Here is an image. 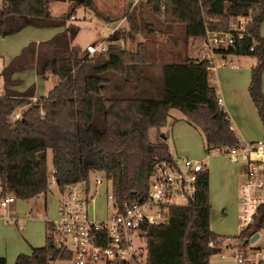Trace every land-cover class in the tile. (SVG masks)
<instances>
[{
    "label": "trees",
    "instance_id": "16d2710c",
    "mask_svg": "<svg viewBox=\"0 0 264 264\" xmlns=\"http://www.w3.org/2000/svg\"><path fill=\"white\" fill-rule=\"evenodd\" d=\"M53 1L64 0H1V36L26 26L63 27L48 40L28 43L2 71L5 85L13 83L14 71L34 65L37 74L58 78L45 97L33 102L28 98L31 88L6 89L0 95V178L16 198L46 193L51 176L63 191L70 183L88 182L94 172L111 180L118 200L144 197L154 164L169 158L166 144L151 143L148 131L166 125L171 109L182 112L184 120L202 134L207 152L237 145L230 117L208 83L211 61L184 55L163 64L160 75H152L145 72L154 58L144 42L132 51L113 38L103 52H81L72 45L79 31L69 23L73 10L53 16L49 10ZM86 5L91 6L88 1ZM146 5L162 17L166 27L181 25L185 41L205 39L207 31L235 35L233 45L214 53L255 58L248 93L264 136V37L259 31L264 0H147ZM136 16L135 6L125 16L131 21L132 34L138 32ZM240 18L246 23L239 38L231 20ZM133 78L141 86L130 95L126 87ZM24 106L19 117L11 119ZM210 210L206 170L198 176L193 201L170 207L164 222L144 226L146 264H210L208 242L219 237L210 229ZM50 225L47 221L45 244L31 248L30 254L17 255L15 264H52L64 256L52 244ZM256 227L236 237L244 241ZM0 264H7L5 257L0 256Z\"/></svg>",
    "mask_w": 264,
    "mask_h": 264
},
{
    "label": "built area",
    "instance_id": "2783aa9c",
    "mask_svg": "<svg viewBox=\"0 0 264 264\" xmlns=\"http://www.w3.org/2000/svg\"><path fill=\"white\" fill-rule=\"evenodd\" d=\"M245 23L246 20L240 18L232 26L239 38ZM110 34H113L112 30L106 39ZM106 39L97 45L88 44L87 53L93 55L105 51ZM204 40L206 49L201 58L208 59L213 65L214 50L233 45L235 35L207 31ZM218 103L221 106L220 97ZM213 152L223 153L232 162H243L245 181L241 185L240 227L241 231L255 224L258 227L244 241L236 236L232 239L219 236L217 241L210 240L208 246L216 249V253L229 251L237 264H264V246H252L264 231V136L256 141L238 138L236 146L213 148ZM204 171L203 159L179 156L160 160L154 164L146 195L133 200H118L111 180L99 172L92 173L88 182L68 184L60 191L64 198L57 217L48 220L52 244L64 254L52 264H146L144 226L164 222L170 207L193 201L198 176ZM51 173L53 175L55 170L51 169ZM52 185L57 187L53 176L49 186ZM100 195L104 200V214L97 219L90 214L89 206ZM15 200L14 193L0 178V209H7L3 218H11L7 214ZM256 233L258 236L251 241Z\"/></svg>",
    "mask_w": 264,
    "mask_h": 264
},
{
    "label": "rangeland",
    "instance_id": "374dc122",
    "mask_svg": "<svg viewBox=\"0 0 264 264\" xmlns=\"http://www.w3.org/2000/svg\"><path fill=\"white\" fill-rule=\"evenodd\" d=\"M86 1L90 2L91 6L86 5ZM146 1L138 0L136 3L134 0L53 1L50 3L49 10L55 16L73 10L74 18L70 19L69 23L78 26L79 31L72 45L80 49L81 52L86 50L88 44L97 45L101 40L106 39L107 34L111 30L113 34H110L106 39L107 44H110L111 39L117 38V42L121 47L136 51L138 43L144 42L148 53L154 58L152 66L145 69L147 74L160 75L162 65L172 60L183 58L186 55L187 48L188 53L193 55H198L203 50L205 51V40L203 38L185 41L182 26L173 25L170 28L166 27L162 17L154 14L147 7ZM133 6H135V13L137 14L134 18L138 25V32L136 34H132L130 31L131 21L128 17L127 19L125 17ZM236 20H231L232 26L236 24ZM145 25L146 27H144ZM215 59L216 62L219 60L225 62L230 58L228 55L225 57L217 53ZM1 60L2 57H0ZM116 77L119 78L117 75ZM213 77L212 71L209 76V82L217 91L220 86L217 82H213ZM50 84V82L45 83L46 88ZM140 86V82L136 78H133L128 82L126 92L134 95ZM1 93L2 91L0 90ZM246 97L249 99V102H247L249 105L245 102L244 106L251 113V121L253 125L254 123L260 125L259 118L248 93ZM171 114L184 116L178 109H172ZM235 119L239 126V130L235 129V134L241 131L244 135L243 130L253 129V125H250V119L240 117L239 115ZM183 126H181L182 130ZM192 128L194 129L192 135L186 131H180L178 132L180 133L178 137V135L175 136L174 132H171L167 142L169 150L176 157L187 156L193 159L205 160V169L212 181L211 198L209 200L211 207L210 229L220 237L232 239L241 232V185L245 181L243 162H232L223 153L213 152V149L207 152L202 134L194 127ZM167 129L163 128L164 131ZM156 131V129L150 130V142L162 141L159 139ZM262 137L263 133L260 135V138ZM50 160L51 153L48 151L49 164ZM63 198L64 195L59 189L52 185L49 186V190L46 193L39 194L36 197L29 199L16 198L8 210L9 213L11 212V214H7L8 217H11L10 220L3 218L7 213V209H0V254L5 257L7 264H15L17 253H30L31 248L27 245V242L30 240L31 235L34 234L37 237V246L45 244V221L57 217L59 204ZM14 205L19 207V211L12 212ZM89 212L97 219L103 217L104 200L101 195L97 196L89 206ZM13 218L16 219L14 220ZM22 226L23 228L19 229ZM261 234L260 239L255 241L252 246H264V231ZM221 254H224V256L222 257ZM209 263L237 264L233 255L227 250L222 253H212Z\"/></svg>",
    "mask_w": 264,
    "mask_h": 264
},
{
    "label": "crops",
    "instance_id": "0c3cea01",
    "mask_svg": "<svg viewBox=\"0 0 264 264\" xmlns=\"http://www.w3.org/2000/svg\"><path fill=\"white\" fill-rule=\"evenodd\" d=\"M0 7H1V0H0ZM238 21L239 19L236 20V24L238 23ZM61 30H63V27L36 28L32 26H26L14 34L7 35V36L0 35V57H2V60L0 61V90L2 91V93L0 95L4 94L6 89L16 91V92H23L31 88L32 95L29 96L28 98L31 102H33L37 99L45 97L48 94V92L58 82V78L55 75H52V74H46L45 76L39 75L37 74L36 68L34 65L26 69L14 71L11 74V80L13 81V83L9 85H5L2 71H3V68L15 56H17L20 53L21 49L24 46H26L28 43L30 42L39 43L40 41L48 40L49 38H51L56 33L60 32ZM259 31H260V35L264 37V22L260 24ZM203 52L199 53L198 55H193L191 53H188V48H187L186 57H201ZM215 55L213 56V60H214L213 65L208 70V75H207L208 83L209 85L213 86L209 82L210 81L209 76L213 71V76H214L213 82L214 83L217 82L218 85L220 86L219 90H217V94L219 93L218 97H220L222 100L221 106L224 108V110L228 113L230 117L232 130L233 131H235V129L239 130V126L235 119L237 118V115H239L240 117H245L246 119L248 118L250 119V121L252 120L251 113H249L247 107L244 106V103L249 102V99H247L246 94L248 93V86H249L250 79H251V68L255 64V58L249 57V56H243V55L229 54L228 55L230 58L229 60L225 62L222 60H219L218 62H216ZM226 56L227 55H225V57ZM227 63H228V66H227ZM47 82L51 83L48 88H46L45 86V83ZM262 91L264 94V71L262 73ZM249 98H250V95H249ZM250 101L252 102L251 98H250ZM247 104L249 105V103ZM24 108L25 106L17 108L13 112L12 116L13 117L19 116L21 114V111ZM171 110L169 111L170 116L168 117L166 125L162 127H152L148 131V137H149L150 130L152 129L157 130L156 131L157 135H159V139H161L162 141L151 142V143H165L167 146V155L169 158L176 157V155L169 150L168 143H167L171 132L172 133L174 132L175 136L178 135L179 137L180 133L178 132L180 131H184V132L186 131L188 134H191V135L193 134V131H194V129L190 127L191 125H188V123L184 120V117L182 115H172ZM255 111H256V108H255ZM259 124L260 125H258L257 123H254L253 125V122L251 121L250 125H253V129L246 130V131L243 130L244 135L241 133V131H239V133L236 134L237 137L240 139H244L246 141H256L258 139H261L260 135L261 133H263V129H262L260 120H259ZM181 126H183V130ZM163 128H168V129L164 131ZM208 187H209V200H210L212 181H211V177L209 176V174H208ZM12 210H13L12 212H17L19 211V207L14 205ZM8 214H11V212L10 213L8 212ZM13 219L15 220L16 218H13ZM48 220H51V219H48ZM48 220H46L45 222L47 223ZM22 228L23 226L21 228L19 227V229H22ZM45 230H46V227H45ZM36 239L37 237L34 234L31 235L30 240L27 242V245L30 248L41 247L42 245L37 246L38 244L36 242ZM30 253H27V254H30ZM19 254H23V253H19ZM19 254L17 253V255ZM0 256H3V255L0 254Z\"/></svg>",
    "mask_w": 264,
    "mask_h": 264
},
{
    "label": "water",
    "instance_id": "95a60500",
    "mask_svg": "<svg viewBox=\"0 0 264 264\" xmlns=\"http://www.w3.org/2000/svg\"><path fill=\"white\" fill-rule=\"evenodd\" d=\"M257 236H258V234L256 233V234L251 238V241L254 240ZM212 253H216V249H212Z\"/></svg>",
    "mask_w": 264,
    "mask_h": 264
}]
</instances>
